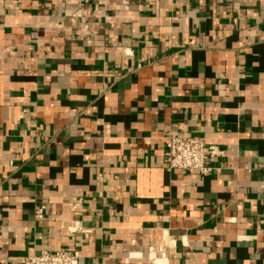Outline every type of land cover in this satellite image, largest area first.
Listing matches in <instances>:
<instances>
[{
  "label": "crops",
  "instance_id": "crops-1",
  "mask_svg": "<svg viewBox=\"0 0 264 264\" xmlns=\"http://www.w3.org/2000/svg\"><path fill=\"white\" fill-rule=\"evenodd\" d=\"M123 1L0 0V264H264V0Z\"/></svg>",
  "mask_w": 264,
  "mask_h": 264
},
{
  "label": "built area",
  "instance_id": "built-area-1",
  "mask_svg": "<svg viewBox=\"0 0 264 264\" xmlns=\"http://www.w3.org/2000/svg\"><path fill=\"white\" fill-rule=\"evenodd\" d=\"M129 1H123L125 8H128ZM223 156L224 151L219 147L209 145L203 138L195 135L168 133L164 137L163 159L170 171L198 174L203 178L210 177L216 170L214 163ZM44 211L43 206L36 207L35 218L43 219ZM260 223L264 228V219ZM69 230L76 232L79 229L72 227ZM152 252L153 248L150 249V257ZM154 261L158 262L155 259ZM23 264H81V253L69 250L57 252L45 250L39 254L27 256Z\"/></svg>",
  "mask_w": 264,
  "mask_h": 264
}]
</instances>
